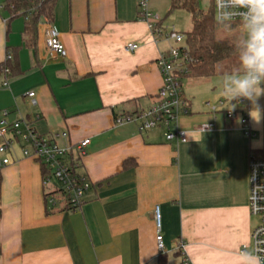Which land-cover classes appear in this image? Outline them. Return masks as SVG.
Returning a JSON list of instances; mask_svg holds the SVG:
<instances>
[{
  "label": "crops",
  "instance_id": "1",
  "mask_svg": "<svg viewBox=\"0 0 264 264\" xmlns=\"http://www.w3.org/2000/svg\"><path fill=\"white\" fill-rule=\"evenodd\" d=\"M8 16L0 14V116L6 109L9 120L26 118L42 135L63 132L56 139L61 146L89 138L81 172L92 186L78 209H51L38 164L14 147L11 161L0 166V264H158L162 258L164 264L183 258L239 264V249H250L256 225L248 208V158L264 155V96L260 117L253 112L258 121L245 100L248 134L238 113L225 116L230 104L217 87L236 67L216 66L208 79L181 80V88L187 81L197 89L182 88L187 107L177 126L185 141L166 140L161 128L139 132L137 120L116 124L114 118L153 102L161 85L156 59L166 46L138 19L136 0H56L50 23L64 57H48L45 18L30 48L22 42L24 18L7 28ZM130 42L134 50L125 49ZM7 46L17 48L20 70L9 77L1 69ZM218 100L225 105L213 113L205 102ZM204 122L215 126L199 131Z\"/></svg>",
  "mask_w": 264,
  "mask_h": 264
},
{
  "label": "built area",
  "instance_id": "2",
  "mask_svg": "<svg viewBox=\"0 0 264 264\" xmlns=\"http://www.w3.org/2000/svg\"><path fill=\"white\" fill-rule=\"evenodd\" d=\"M212 3L216 18L214 0ZM136 7L138 19L147 24L153 41L167 44V47L156 59V65L161 75V85L153 102L147 108L134 113H120L115 116L114 122L121 124L137 120L139 132L161 128L166 140L183 142L186 140V132L177 126L179 114L186 112L187 107L186 100L182 95L181 76L188 71V64L191 61L184 42V35L173 26L170 28L163 26L162 18L150 10L149 0H136ZM44 24V40L48 57L66 56V48L61 42L58 32L48 19H44ZM232 27L241 32L238 18L233 21ZM136 47V43L130 42L126 44L125 49L134 50ZM10 57L11 55L8 53L6 59ZM1 69L5 75L9 73L7 67L1 65ZM1 84L2 86L8 84L7 76ZM26 96L31 105L36 104L33 90L26 92ZM232 103L237 107H245L239 113L240 123L244 131L249 134L245 100L242 99L239 102L234 100ZM205 104L211 112L215 113L225 105V102L223 100H218L216 103L207 101ZM224 114L228 118L233 116L230 107L225 109ZM7 115L8 110H1L0 154H4V157L0 159V166L10 162L14 147H19L22 156L36 160L44 167L42 184L47 192L46 205L51 209H78L83 202L84 193L92 186L90 179L81 172L82 159L86 154L89 138L61 146L56 139L64 135L63 132L42 135L36 131L32 121L21 117L9 120ZM35 118L37 119L38 115ZM214 126L213 122H204L200 123L197 129L204 131L212 129ZM248 182L249 212L251 215L257 216V223L250 233L249 247L260 252L264 250V156L257 155L255 152H251L248 158ZM153 218L158 227L160 212L157 205L153 209ZM157 245L159 251H162L163 245L160 238L157 239ZM247 247L248 245L243 244L239 253ZM182 264H188L185 258H183Z\"/></svg>",
  "mask_w": 264,
  "mask_h": 264
},
{
  "label": "trees",
  "instance_id": "3",
  "mask_svg": "<svg viewBox=\"0 0 264 264\" xmlns=\"http://www.w3.org/2000/svg\"><path fill=\"white\" fill-rule=\"evenodd\" d=\"M56 0H3L2 7L9 14L5 20L8 28L9 22L17 17L24 18L22 30V42L27 47H35L38 36V24L42 18L49 21L53 17V8ZM182 8L191 15V28L182 33L184 42L187 46L188 55L191 61L188 64V71L182 75L193 79H208L214 76L215 67L223 69H233L238 65L237 52L235 45L228 46L227 38L219 40L225 31L216 22L213 3L209 0L206 7L200 5V0H170V10ZM11 57L5 59L3 67L9 69L7 76L16 75L20 72L17 60V48L6 47L5 56ZM244 106L231 110L232 115L239 114ZM257 155H261L256 153ZM40 170V177L44 174V167L41 163L34 160ZM44 201H46L47 192L44 190ZM46 204V202H45ZM47 206V205H46ZM158 264H164V259H160Z\"/></svg>",
  "mask_w": 264,
  "mask_h": 264
},
{
  "label": "clouds",
  "instance_id": "4",
  "mask_svg": "<svg viewBox=\"0 0 264 264\" xmlns=\"http://www.w3.org/2000/svg\"><path fill=\"white\" fill-rule=\"evenodd\" d=\"M216 22L225 31H230L233 21L239 19L241 36L235 48L238 65L224 73L217 87L228 100L230 110H235L232 101L248 100L253 112L261 115L258 100L264 96V0H214ZM258 121V120H257ZM264 250L255 248L240 251L239 264H264Z\"/></svg>",
  "mask_w": 264,
  "mask_h": 264
},
{
  "label": "rangeland",
  "instance_id": "5",
  "mask_svg": "<svg viewBox=\"0 0 264 264\" xmlns=\"http://www.w3.org/2000/svg\"><path fill=\"white\" fill-rule=\"evenodd\" d=\"M3 0H0V4H2ZM209 0H200V5L202 7H206L208 5ZM149 8L152 12L158 14L160 18H162V25L170 28L173 26L176 30L184 33L190 30L191 28V15L188 11L182 8H177L169 11L170 9V0H149ZM4 9L0 10V14L2 15ZM241 36V32L238 30H234L232 27L230 31H224L220 36L219 40L227 38L229 41V45H236L237 41ZM164 46L167 47V44L162 42ZM194 85H189L187 81L182 83V88L190 92L196 91V87H192ZM196 93V92H195ZM198 97V93H196ZM252 223H257V216L252 215Z\"/></svg>",
  "mask_w": 264,
  "mask_h": 264
}]
</instances>
